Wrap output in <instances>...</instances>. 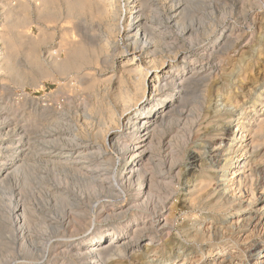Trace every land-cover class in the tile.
<instances>
[{
    "label": "bare ground",
    "instance_id": "6f19581e",
    "mask_svg": "<svg viewBox=\"0 0 264 264\" xmlns=\"http://www.w3.org/2000/svg\"><path fill=\"white\" fill-rule=\"evenodd\" d=\"M249 1L264 4L0 0V264H107L165 243L173 227L182 162L189 159L191 169L201 158V152L188 155L186 148L205 128L206 136L216 127L209 155L218 158L216 169H225L220 196L259 204L253 166L264 137V91L257 94L255 86L240 100L231 93L224 97L239 112L236 119L221 109L213 115L209 110L213 63L223 62L220 54L243 35L242 28L237 33L229 29L234 26L227 13L243 10ZM164 19L178 27L183 43L194 45L204 35L201 47L191 54L180 51V37L160 30ZM217 24L222 25L216 34ZM245 75L239 74L240 81ZM47 80L57 87L43 98L26 90L27 85L43 88ZM14 86L23 93L18 95ZM209 165L202 163V171ZM114 168L119 171L113 177ZM204 174L189 188L190 206L212 186ZM260 190L264 194L263 186ZM221 202L219 197L211 207L219 209ZM240 214L233 209L232 221L239 223ZM93 216L99 222H88ZM67 231L83 235L72 243L50 241ZM193 238L207 236L197 231ZM234 241L219 240L206 254L214 263L206 264L222 263ZM260 241L255 264H264ZM157 255L152 260L159 264L186 260L179 254ZM236 264L250 260L242 257Z\"/></svg>",
    "mask_w": 264,
    "mask_h": 264
},
{
    "label": "rangeland",
    "instance_id": "374dc122",
    "mask_svg": "<svg viewBox=\"0 0 264 264\" xmlns=\"http://www.w3.org/2000/svg\"><path fill=\"white\" fill-rule=\"evenodd\" d=\"M253 1L254 2L262 1L264 3V0H252V2ZM252 4L253 3L249 1L248 3H246L245 8L243 10L235 8L233 12L229 11L227 13L228 14L227 16L231 17V19L229 18L230 21L232 22L231 24L234 26L232 28L230 27L229 29H233V32L237 33V30L242 28L240 32H243V35L239 40L234 42L233 46H230L227 49H224L222 52L223 55L222 53L220 54L219 58L222 59L223 62L218 63V61H216L213 63L214 65L216 64L215 65L216 70L214 69L215 71L213 75L214 79H212L211 81L212 82L211 87H213V90H215L213 95L212 96L210 95L209 110L211 111V115H213L216 110L221 109L222 113L226 112L227 114L233 115L232 116L233 119H236L237 117H239L238 115L239 112L238 111L236 112V109H233V107H228L224 97H227L231 93V95L235 97V100H240L242 99L244 92H246L248 89H251V88L254 89L255 86H257L254 89L257 94H260L262 91H264V4L262 5L261 4L252 5ZM190 23H192V21L189 20L188 24ZM193 23H195V25L197 26V27L195 26V29L199 27L198 19H196V21H194ZM242 24L244 25L242 26ZM161 25L162 26L160 30L166 31L167 34L169 33L168 36L176 35L180 37L181 44L182 45L184 44L183 45L184 49H181L180 51L187 50V51H190L189 53L191 54V53H194L193 52L194 49L201 47L200 41H202V39L204 38V35L198 36V38L194 40L195 44L190 45L188 43H183L184 38L180 36L178 27L174 28L175 25L170 23L167 19H164V23ZM221 25L222 24H217L215 33L219 32ZM246 25L247 27L245 28ZM33 32L34 34H36L37 30L33 29ZM161 50L165 51L168 49L163 47V49ZM218 56L219 55L213 56L212 60L217 59ZM217 69H219L220 71ZM239 74H242V75L246 74L245 76L247 79H245V81L244 80L240 81L241 79L238 77ZM47 81L44 82L43 88L34 89L33 87L27 85L26 90L29 93H31L32 96L43 98L51 90H54L57 87L56 83L51 82V81L47 82ZM14 87H16L15 92L18 95L23 93L22 88L20 89V87L18 86H14ZM218 90H220L219 93H217ZM178 95H179V90L177 91V96ZM255 99H257V97H255ZM233 127H234V123L230 125L231 129ZM215 128L211 127L210 131L206 134V136H205L206 128L203 129L201 136L198 137V139H196L190 147L186 148V154L189 155L193 151L201 152L198 156L201 158H199L197 162L198 166L193 167L194 169L193 168L190 169V166L188 164L190 161L189 159L186 158L182 162L183 163L182 167L184 171L179 181L178 194L176 195L175 198H173V201L176 202V208L173 210V213H174L173 214V218H174L173 227L170 231L171 232L170 237L163 239L164 242L166 243V246H163L165 244L163 243V241H158L157 244L150 246L149 250H146V248H144L139 251L137 250V252L135 251V252L130 253L129 256H131L132 258L114 257L113 259L108 260L107 264H138L141 261L142 262L139 264H145V263L146 264H151V263L159 264V261L154 262L152 260V254H155V251H157L158 253L157 257L168 256V255L177 256L178 254H179L178 255L179 257L185 256L186 260L182 264H192L193 262L198 261V260L200 264H206L207 262L214 263V258L213 257L207 258L206 254H207V251L213 249L214 247L217 248L218 241L221 240L222 238L223 239L224 238L225 239L234 238L235 241L233 243L235 246H232L229 248L228 252L226 253L227 254L226 257H224L225 260L220 264H236L237 261L242 257H245L248 260H250V264L256 263V260H258V256L260 255L261 247L259 246V243L261 242L260 240L264 239V194L261 193L262 190H260L262 186L264 187V180H262L264 179V144H263L264 137H262L263 140L262 139L259 140L261 141L260 142L261 146L254 158L256 160L254 161V165L256 166L258 165V167L253 166V168L255 169L253 172V176L255 178L254 177L253 178H254V186L257 188L256 194H258V196L261 197V198L259 197V204H257L258 205L257 206L254 203H251V204L248 202L245 203L244 201H241L238 198H235L234 200L230 197V194L222 195V197L220 196L221 191H220L219 185L221 183L220 180H222L221 175L224 173L225 169L223 170L216 169L217 167L216 161L218 158L212 157L209 155L210 146L214 145L211 143L213 142L212 133ZM225 142H226V139H225ZM224 144L226 143H223V145ZM258 158L261 160H259ZM202 163L203 164L210 163V165L206 167L205 171H202L204 169L202 167ZM257 170L259 171L261 170V171L258 172L257 174ZM118 171H119V168H114L113 170L114 173H112L113 174L112 176L114 177L115 175H117ZM202 172L203 174L205 173L204 175L205 177L207 176L206 177L207 179L211 180L212 178L214 182L211 181L212 186H210V188L208 189L209 191H206L207 196L199 200L195 205L190 206L188 204L189 203L188 198L190 196L188 193L190 191L189 188L192 186L197 176H200ZM229 173L230 172H228L227 174ZM250 179L251 177L248 180L249 183L251 182ZM194 195L196 196L197 194H194ZM219 197L223 201L221 202L223 207H220L221 209L220 208L213 209L211 207L212 206L211 204L213 203L211 202L217 200V198ZM101 198H103L101 199L103 201H105L107 198V200L109 199L108 201L115 202L114 203L115 205H121L122 203H124L123 201H120L118 199L109 198V197H101ZM127 199L129 200L128 197ZM170 207L171 205H168V208ZM187 207L189 208L187 209ZM261 207L263 210L260 209ZM235 208L237 209V211L239 210V212H241L240 214L241 220L239 219V223L238 221L237 222L232 221L234 219H232L231 215H232L233 209ZM209 221L210 223L211 222L212 223L210 224ZM88 222H92V224H94L99 221L98 219H96V216H93L91 219L88 220ZM208 225L212 226L209 230L207 229ZM197 231H201V232L205 231L207 238H199L195 240L193 238V234H195ZM69 232L71 234H69ZM81 235L83 234H77V232L73 234L71 231H67L65 233H57V234L52 235V238L50 239V241L52 242L60 241V240L65 241L68 239L72 243L74 240L78 239L79 236ZM145 239L146 237L143 238L142 241H144ZM250 245H254L252 251L244 253L242 250L249 249L250 247L248 248V246ZM233 251L235 252L237 251V252L235 253ZM231 255H235V257L231 258L230 257ZM220 256L221 255L219 254L215 259L217 258L219 259Z\"/></svg>",
    "mask_w": 264,
    "mask_h": 264
}]
</instances>
